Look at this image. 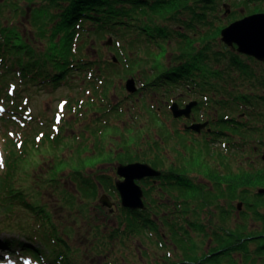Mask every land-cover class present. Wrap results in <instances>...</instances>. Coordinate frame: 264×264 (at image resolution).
Segmentation results:
<instances>
[{
    "label": "trees",
    "instance_id": "16d2710c",
    "mask_svg": "<svg viewBox=\"0 0 264 264\" xmlns=\"http://www.w3.org/2000/svg\"><path fill=\"white\" fill-rule=\"evenodd\" d=\"M4 1L15 13L26 12L14 0ZM32 2L35 3L29 6L35 28L29 31L32 35L24 32L15 19L0 18V100H12L9 93L3 97L1 91L13 82V77L28 85L45 83L46 88L52 89L60 84H71V71L81 69L89 70L90 76L101 82H111L119 69L115 66L122 64L124 75L139 76L140 79L142 76L143 88L154 96L163 91L165 97L172 95L166 98L171 103L178 98L180 105L195 102L194 106L198 104L196 110L204 113L214 110L232 113L230 115L237 118L235 169L223 160L222 152L218 157L199 155L196 163L208 170L210 179L195 193L190 186L191 180L187 185L179 184L182 195H188L184 189L194 193L183 200L179 198L181 212H175L169 206L161 214L150 215V206L145 203L146 207L137 209L135 214L127 212L120 224L114 226L121 236L126 237L128 232L149 238L148 241L161 251L156 264H264V60L242 53L236 44L229 45L222 40L225 26L245 16L264 12V0ZM107 35L104 48L113 50L115 55L108 59L107 51L101 46L94 47V55L90 56L87 47ZM110 38L112 43L108 44ZM217 44L222 49H216ZM95 65L99 72H93ZM254 65H259L260 69L257 71ZM245 85L256 94L242 89ZM177 91L179 93L175 95ZM18 105L11 106V110H17ZM149 110L154 113L155 121H161L160 110ZM206 119L213 121L212 117L202 120ZM157 130L156 138L150 139L159 146V140L164 143L166 132L163 133L160 127ZM41 132L44 140H52L59 137L55 138L60 130L52 135L53 138L49 131ZM36 133L37 129L28 132L21 140L22 148L16 151L12 143L17 141L4 132L0 231L18 230L27 241H19L21 246H15L18 239L10 241L7 238L0 240V248L4 249L6 245L19 247V254L28 249L33 261L47 259L49 264H83L75 258V250L66 240L60 237L61 241L58 240L56 230H43L17 214L12 215L15 206L22 202L40 216L38 205L33 206L38 198L28 202L25 186L17 185L14 180V173L25 169L27 159L32 158L29 151L37 145ZM27 135L32 136L30 142ZM221 145L225 147L226 140ZM168 211L173 215H164ZM100 221L110 225L104 219ZM99 225L98 222L92 225V231L99 232ZM34 242H42L44 248ZM143 248H147L146 243H142L140 252L147 257L149 251Z\"/></svg>",
    "mask_w": 264,
    "mask_h": 264
},
{
    "label": "rangeland",
    "instance_id": "374dc122",
    "mask_svg": "<svg viewBox=\"0 0 264 264\" xmlns=\"http://www.w3.org/2000/svg\"><path fill=\"white\" fill-rule=\"evenodd\" d=\"M32 1L14 0L21 10L26 11L17 14L8 4H4L6 1L0 0V18L15 19L21 29L28 33L35 29L31 22L29 7L35 4ZM29 35L32 33L29 32ZM108 37L109 35L97 39L98 42L93 41V45L88 46L86 52L93 56L94 47L102 46L105 49L104 44ZM216 49L222 48L217 44ZM105 51L108 59L115 55L113 50L106 48ZM123 66L122 64L115 66L119 69L114 73L111 82L106 80L101 82L100 79L90 76L89 70L75 69L71 71V84H60L51 89L46 88L45 83L28 85L20 78L13 77V82L1 91L3 97L9 93L12 100H0V175L4 172L2 151L5 149L4 132L14 138V142L17 141L15 144L12 143V148L16 151L22 148L21 145L24 143L21 140L25 139L28 132L37 129L38 133L34 135L37 145L29 151L34 159L32 155V158L27 159L25 169L14 173V180L17 185L25 186L28 202L31 203L38 198L33 206L38 205L36 207L40 211V216L25 207L22 202L15 206L12 215L17 214L24 221H31L43 230L52 232L56 230L57 238L66 240L70 248L75 250V258L83 264H156L155 262H158L161 251L148 241L149 238L128 232L126 237L121 236L120 230L114 226L118 225V222L120 224L121 218L127 212L136 213L120 207L121 197L116 182L120 179L117 171L121 164L151 159L156 161L158 169L172 168L186 174L183 176L184 174L172 173L155 184V196L158 193L159 198L154 199L153 203L165 202V206L155 207L146 201L147 206H150V215L161 214L169 206L175 209L181 207V200L191 197L201 184H205L210 179L208 170H204L201 163H196L199 160L198 156L202 157L205 152H195L189 161L192 152L188 156L187 153L178 154L183 148L179 146L177 140L168 143L159 140V146L151 145L150 137L156 138L158 127L164 133L170 126L171 120L164 118L171 103L166 98L172 95L165 97L163 91L159 94L155 93L156 96L150 94L141 84L143 77L141 76L140 79L139 76L124 75ZM254 66L257 71L260 69L259 65ZM93 69V72H99L97 65ZM130 77L136 78L138 88L134 93L126 88V81ZM12 88L14 89L11 90ZM244 88L251 91L246 85L242 87ZM178 93L179 91L175 95ZM251 93L256 94L254 91ZM175 101H178V98H175ZM17 103H19L17 110H11V106H16ZM149 108L152 111H161L159 112L161 121H155L154 113L151 114ZM182 126L183 124L179 123L172 124L170 130L180 137L181 134L178 132ZM58 129L60 132L56 135ZM41 131H49L51 138L55 135V138L59 137L44 140V133ZM27 137L30 142L32 136L27 135ZM177 148L180 151H177ZM23 155L27 156L24 153ZM235 167L234 164L233 169ZM188 180H191L190 186L194 193L184 189L188 195H182L178 186L180 183L187 185ZM150 184L151 182L144 181V186L147 188H150ZM104 193H107L113 201L115 211L101 203L100 197ZM104 215L107 217L105 218ZM164 215L173 214L168 212ZM101 219L110 225L101 223ZM97 222L101 230L95 233L91 226ZM53 235L54 233L50 235L51 242ZM7 238L10 241L17 238L18 240L14 242L15 246H21L19 241H27L23 233L18 230H1L0 240L4 241ZM142 243L147 244V248H143L144 251H149L147 257L140 252ZM114 244L116 247L111 252L110 248ZM34 245L44 248L42 242L41 244L34 242ZM17 250L19 247L9 248L8 245L3 250L0 248V264H49L47 259L33 263L32 256H29L32 255L30 250H24V254L17 253Z\"/></svg>",
    "mask_w": 264,
    "mask_h": 264
},
{
    "label": "flooded vegetation",
    "instance_id": "af4514ba",
    "mask_svg": "<svg viewBox=\"0 0 264 264\" xmlns=\"http://www.w3.org/2000/svg\"><path fill=\"white\" fill-rule=\"evenodd\" d=\"M181 106L185 107L186 104L181 105ZM197 106H198V104H196L195 106L193 105L189 114H183L182 116H178V117L175 116V114L173 113V111L169 107V111L167 110V114H166V117L164 118V120L167 118L171 121H170V126L167 127V130H165L166 139L164 140V143H168L169 141H172V140H177L179 146L183 148V151H180L179 148L176 149L177 151H180V152H178V154L181 155V153H187V156H188L190 154V152H192L190 154V156H192L191 158H193L195 152H197V151L198 152L199 151L205 152V155L206 154H214L215 157H218L219 153L222 152L223 160L225 162L226 161L230 162V165L233 167L234 166V161H233L234 150L236 147V139H235V134H234V129H235L236 122H237L236 116L230 115L232 113H228V112H225L222 110H214V111H210L208 113H204L203 111H201L199 109L196 110L195 107H197ZM208 117H212L213 121L209 120V119L202 120V119H205ZM175 123L183 124V126L181 127V130L178 132L181 134L180 137H177V135H176L177 133L174 134L170 130V128L172 127V124L174 125ZM212 124L214 125V127L211 126ZM194 125L195 126L200 125L199 129L193 127ZM226 131H227V134H226ZM197 135H199L200 137H198ZM230 138H232V140H233L232 142L230 141ZM225 140H226V146L222 147L221 144ZM151 142H150L151 145H154L156 143L154 140H151ZM199 144H203V145H199ZM154 146H156V145H154ZM188 150H189V152H188ZM141 162L149 163L154 168H156V164H155L156 161H152L150 159L148 161H141ZM156 169H158V168H156ZM158 170L161 171V174L143 177L141 179H137L136 181L143 188V199H144L145 203L147 201L149 203V205H152L155 207H163V206H165V202H164V204L160 203V201L153 203L154 199L157 200V197H158L157 196L158 193H156V196H155V189H154L155 184L159 181H162L164 177L171 175L172 173H176V175L177 174H184L183 176H186V174L181 173L180 171L172 169V168H159ZM117 173H118V171H117ZM188 177L189 176H187V178ZM119 178L120 179H118V181L124 179V177H122V176L121 177L119 176ZM144 181H146V183L151 182L150 188H147L146 186H144ZM151 188H153V189H151ZM118 193H119V191H118ZM151 197H153V198L150 201ZM120 207L122 209H128V210H134V211L137 210V209L124 207L121 202H120ZM113 208H114V206H113ZM173 211H175V212L180 211L181 212V209L180 208H176V209L174 208ZM168 212H171V211H168ZM168 212H166V213H168ZM155 214H157V213H153V215H155Z\"/></svg>",
    "mask_w": 264,
    "mask_h": 264
},
{
    "label": "water",
    "instance_id": "95a60500",
    "mask_svg": "<svg viewBox=\"0 0 264 264\" xmlns=\"http://www.w3.org/2000/svg\"><path fill=\"white\" fill-rule=\"evenodd\" d=\"M222 40L229 45H237L240 52L253 56L258 60H264V12L254 13L245 16L230 23L222 30ZM112 43V39L108 40V44ZM116 59V57H115ZM135 78L130 77L126 81V88L131 93L137 91ZM195 102L181 107L178 102L171 105V110L175 116H182L189 114ZM200 125L193 126L199 129ZM118 174L124 177L116 183L117 190L120 193L121 203L124 207L132 209H141L146 207L143 199V188L137 183V179L147 176H154L161 174V171L154 168L146 162H131L128 164H121L118 167ZM103 205L108 206L113 210V201H111L108 194L104 193L100 197ZM242 205L239 204V208Z\"/></svg>",
    "mask_w": 264,
    "mask_h": 264
}]
</instances>
